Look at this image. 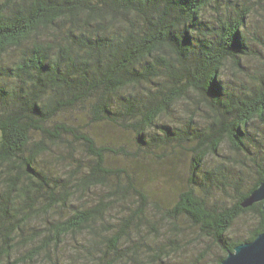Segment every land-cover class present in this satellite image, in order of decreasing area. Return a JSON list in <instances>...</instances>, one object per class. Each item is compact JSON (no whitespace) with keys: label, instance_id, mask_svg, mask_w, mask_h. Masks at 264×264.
Listing matches in <instances>:
<instances>
[{"label":"trees","instance_id":"16d2710c","mask_svg":"<svg viewBox=\"0 0 264 264\" xmlns=\"http://www.w3.org/2000/svg\"><path fill=\"white\" fill-rule=\"evenodd\" d=\"M256 5L264 20V0H0V264H164L184 221L209 244L194 264H223L264 232V203L242 206L264 183ZM225 144L249 186L207 168Z\"/></svg>","mask_w":264,"mask_h":264},{"label":"rangeland","instance_id":"374dc122","mask_svg":"<svg viewBox=\"0 0 264 264\" xmlns=\"http://www.w3.org/2000/svg\"><path fill=\"white\" fill-rule=\"evenodd\" d=\"M253 8V15L249 20L248 23V30L247 32L252 35L253 33L259 34L260 36L264 37V20H261L260 18V7L258 5L252 6ZM211 13H214L212 10ZM264 50V48H263ZM20 52L12 51L7 56V61L12 63L15 60L19 59ZM234 83V82H232ZM259 123H255L252 126V131L255 135L259 134V129L263 125H258ZM251 129V127H250ZM264 129V126H263ZM261 134V133H260ZM255 139H259L264 141V137L262 135L255 136ZM252 151H256L259 161H263L264 159V147L258 146V145H252ZM255 155V154H253ZM238 161V162H237ZM57 160H53L52 163H56ZM121 163V164H120ZM225 163L228 166L231 167V173H233L235 176L240 175L243 176L245 179V182L247 186H249L254 181V173H253V167L254 162L248 158H244L242 155L234 152L229 144H225L220 149V156L214 157L208 160L207 162V168L216 167L217 164ZM264 163V162H263ZM108 164L111 167L118 168L119 166H122L125 164L124 159L122 160H116L114 157L108 159ZM187 167V166H186ZM240 170L243 172V175L240 174ZM231 194V193H230ZM168 198L172 197L173 193L170 191H167L165 193ZM221 196L223 199L230 200L229 195H225L224 193H221ZM116 212H119V208H116ZM117 214V213H116ZM181 227L184 229V236L185 241L181 242V248L177 251H171V253H174V259L170 262H166L164 264H194L196 263V260L200 257V253L203 251L204 247H209V244L203 241H200V239L197 236V231L187 222H182ZM166 226L164 224L158 225V229L160 230V234L162 235L164 233ZM145 234L149 236V239H157L156 234L152 232L149 228H146ZM244 220L240 221L236 227L234 228L233 232L231 233V236L233 237H241L244 235ZM160 235V236H161ZM247 235L243 236L246 237ZM209 257L206 260V264H215L217 256L220 255L217 248H211L209 249Z\"/></svg>","mask_w":264,"mask_h":264},{"label":"water","instance_id":"95a60500","mask_svg":"<svg viewBox=\"0 0 264 264\" xmlns=\"http://www.w3.org/2000/svg\"><path fill=\"white\" fill-rule=\"evenodd\" d=\"M261 202L264 203V183L243 202L242 206L249 208ZM223 264H264V232L253 242L237 246Z\"/></svg>","mask_w":264,"mask_h":264}]
</instances>
